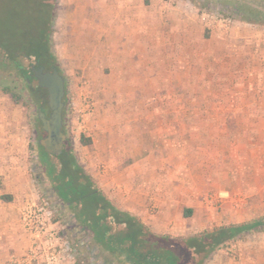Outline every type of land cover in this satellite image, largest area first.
<instances>
[{
  "label": "rangeland",
  "instance_id": "rangeland-1",
  "mask_svg": "<svg viewBox=\"0 0 264 264\" xmlns=\"http://www.w3.org/2000/svg\"><path fill=\"white\" fill-rule=\"evenodd\" d=\"M235 2L264 10V0H0L1 44L48 40L76 163L156 236L189 238L264 218V89L249 85L250 61L233 53L227 61L220 42H233V28L264 30V20L230 15ZM38 97L0 70V191L31 188V206L50 213L68 248L63 264H122L89 248L52 188ZM204 264H264V231L225 242Z\"/></svg>",
  "mask_w": 264,
  "mask_h": 264
},
{
  "label": "trees",
  "instance_id": "trees-1",
  "mask_svg": "<svg viewBox=\"0 0 264 264\" xmlns=\"http://www.w3.org/2000/svg\"><path fill=\"white\" fill-rule=\"evenodd\" d=\"M221 7L220 11H223L225 6ZM228 12L250 24H259L264 20V10L250 4L235 2ZM39 42L32 46L33 48L29 45L13 47L0 43V70L7 72L12 70L25 87L38 94L35 108L37 121L41 126L39 112L45 116L49 115L45 112V109H48L47 98L44 97L45 90L38 86L37 81L29 78V63L39 62L46 69L57 65L49 51L48 40ZM22 52L27 57H24ZM2 92L8 93L14 102L18 101L17 95L9 88H3ZM38 133L39 137L44 135L41 127ZM41 152L43 154L41 162L50 178L52 188L58 199L70 211L77 227L89 235V248L97 249L107 258L117 259L119 263L204 264L208 256L225 242L250 232L264 231V218H259L246 223L214 228L189 238L170 239L156 236L136 217L119 211L110 204L76 163L65 144L57 156L45 159L43 149ZM75 252L79 253L78 249Z\"/></svg>",
  "mask_w": 264,
  "mask_h": 264
},
{
  "label": "crops",
  "instance_id": "crops-1",
  "mask_svg": "<svg viewBox=\"0 0 264 264\" xmlns=\"http://www.w3.org/2000/svg\"><path fill=\"white\" fill-rule=\"evenodd\" d=\"M232 30L231 36L234 38L230 40L233 42H228L227 39L220 41L226 45L224 46L228 53L226 60L231 61V57L228 58L229 53L235 54L234 59L237 61L246 57L250 61L248 69L250 78L253 79L249 85L252 86L256 82L259 89H264V30L250 31L244 28ZM227 44H231L230 49ZM19 188L12 187L3 193L0 191V264H10L12 258H22L31 246L32 238L23 231L20 224L21 209L25 205H31V188L25 189L24 186ZM3 194L11 196L3 199ZM58 252L62 254L63 261L60 264H63L65 258H68V248H62L60 245Z\"/></svg>",
  "mask_w": 264,
  "mask_h": 264
},
{
  "label": "built area",
  "instance_id": "built-area-1",
  "mask_svg": "<svg viewBox=\"0 0 264 264\" xmlns=\"http://www.w3.org/2000/svg\"><path fill=\"white\" fill-rule=\"evenodd\" d=\"M209 17L204 16L203 19ZM211 19H214L211 17ZM50 213L43 207L25 205L20 211V224L32 242L25 256L12 258L10 264H60L62 254L55 232L49 227Z\"/></svg>",
  "mask_w": 264,
  "mask_h": 264
},
{
  "label": "water",
  "instance_id": "water-1",
  "mask_svg": "<svg viewBox=\"0 0 264 264\" xmlns=\"http://www.w3.org/2000/svg\"><path fill=\"white\" fill-rule=\"evenodd\" d=\"M33 76L39 87L47 92L49 115L39 112L41 128L45 135L39 139L42 149L52 155H58L63 150L65 135L61 133L64 86L62 77L56 72H43V67L32 68Z\"/></svg>",
  "mask_w": 264,
  "mask_h": 264
},
{
  "label": "flooded vegetation",
  "instance_id": "flooded-vegetation-1",
  "mask_svg": "<svg viewBox=\"0 0 264 264\" xmlns=\"http://www.w3.org/2000/svg\"><path fill=\"white\" fill-rule=\"evenodd\" d=\"M22 54H24L23 52H22ZM24 57H27V56H25V54L23 55ZM38 67H43V72H53V71H56L59 75H60V73H59V71H58V68H57V66H53V67H51L50 69H46L43 65H40L39 64V62H35L34 64H31V63H29V78L31 79V77L33 76V72H32V68H38ZM61 76V75H60ZM41 88V87H40ZM41 89H43V88H41ZM45 90V89H44ZM45 94H46V97H47V92H46V90H45ZM48 107V106H47ZM60 131H61V133H63V123L61 124V129H60ZM64 134V133H63ZM44 135H45V133H44ZM43 135V136H44ZM64 144H65V141H64ZM64 146V145H63Z\"/></svg>",
  "mask_w": 264,
  "mask_h": 264
}]
</instances>
